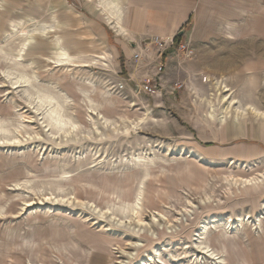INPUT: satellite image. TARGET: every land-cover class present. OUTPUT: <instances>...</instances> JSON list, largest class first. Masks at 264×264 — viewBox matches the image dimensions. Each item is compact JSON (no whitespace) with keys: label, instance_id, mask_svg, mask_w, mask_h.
I'll use <instances>...</instances> for the list:
<instances>
[{"label":"rangeland","instance_id":"1","mask_svg":"<svg viewBox=\"0 0 264 264\" xmlns=\"http://www.w3.org/2000/svg\"><path fill=\"white\" fill-rule=\"evenodd\" d=\"M75 1L0 0V264H264V186L225 180L264 173V119L236 117L249 105L264 113V71H244L264 59L239 61L240 71L233 58L203 59L194 34L182 40L195 56L180 55V68L153 51L143 73L130 74ZM64 53L73 62L58 66ZM160 62L168 83L140 100L136 84ZM22 74L30 84L13 88ZM43 92L68 122L57 134L45 117L52 106L33 100ZM232 122L242 124L229 137ZM243 163L258 166L245 172ZM136 191L142 224L123 215Z\"/></svg>","mask_w":264,"mask_h":264},{"label":"crops","instance_id":"2","mask_svg":"<svg viewBox=\"0 0 264 264\" xmlns=\"http://www.w3.org/2000/svg\"><path fill=\"white\" fill-rule=\"evenodd\" d=\"M77 1L79 4H76ZM74 5L82 6L80 13L88 22L91 34L106 46L115 65L130 74L142 69L141 65L146 60L143 51L145 44L158 38L174 39L172 47L165 51L163 57L164 61L172 63L173 68L176 64L179 68L184 64L179 62L181 54L175 45L183 37L189 39L194 34L196 40L192 39L191 45L203 59L209 58L206 56L208 54L210 58H233L238 71L242 64L239 61L250 59L247 62L253 64V60L263 62L264 59V0H76ZM227 9L230 13L226 14ZM198 21H201L199 35L196 32ZM216 22L217 25L221 24L222 34L220 27L211 26ZM212 31L217 32L213 35ZM230 45L235 48L233 51L229 50ZM134 52H142L144 58L139 62L134 61ZM174 60H178L177 63ZM244 71L259 73L264 71V67H248ZM162 79V86L168 83L166 75ZM137 96L140 100H147L142 93ZM240 124L232 122L225 125L228 126L229 137H232L235 125ZM236 161L239 160H232L231 163ZM245 166L246 170L243 169ZM255 166L258 165L243 163L241 170L249 172Z\"/></svg>","mask_w":264,"mask_h":264},{"label":"bare ground","instance_id":"3","mask_svg":"<svg viewBox=\"0 0 264 264\" xmlns=\"http://www.w3.org/2000/svg\"><path fill=\"white\" fill-rule=\"evenodd\" d=\"M64 52V51H63ZM99 58V57H98ZM103 60V57L101 56V58ZM106 59V57H105ZM6 60V59H5ZM11 60V59H10ZM9 60V61H10ZM7 61V60H6ZM96 61V60H95ZM73 62V58H71L67 53H64L61 55V57H59V59L57 60V62H55L58 66H64L66 64H72ZM75 62V61H74ZM106 62V61H105ZM11 63V62H10ZM74 64V63H73ZM96 64V63H95ZM104 64V63H103ZM104 66H108L106 64H104ZM8 72V71H7ZM6 72V73H7ZM10 72V71H9ZM8 72V73H9ZM7 73V75H8ZM13 76V74H12ZM29 75L27 74H22L18 79L17 81L14 80V82H12V86H14L13 88L17 89L21 86V84L24 82L26 84H30L29 83V80H30V77H28ZM7 77V76H6ZM10 77V74L9 76ZM11 80V79H10ZM28 86V85H26ZM38 93H40V91H38ZM27 96H28V100L30 98V100H32L33 98V95H31L30 93L27 92ZM227 98V97H226ZM37 99L38 100V103H37V106L40 107V108H43L45 106H52L50 107L49 110H47V114H46V120H47V123H48V128L50 127H55V129L57 130L56 134L60 131H62L66 124L68 123L67 120H65L66 118L64 117V115L62 114V106L59 104V102H57V99L55 97H52L50 96L49 94L43 92L42 95L38 96V97H35L33 100ZM233 101V100H232ZM231 101V103H232ZM92 106L89 107L93 113H97V111L99 110V107L96 105V103H94L92 100ZM54 103H56L54 105ZM234 103V101H233ZM232 103V104H233ZM231 104V105H232ZM213 108V106H212ZM229 108H230V104L228 106L225 107V110H224V113L225 114H229ZM247 110H252L254 111L255 114H258L257 116H259L260 118L263 117L264 119V113L262 111H260L258 108H255L253 105H249L247 107H238L236 108V112H237V115L236 117H239L240 114H243L244 112H246ZM213 111V110H212ZM246 114V113H245ZM93 116V115H92ZM210 116L211 118H214V115L212 114V112H210ZM104 120L106 119V122L104 123V125H108V123L110 122L109 119H107L105 116H103ZM91 118V117H90ZM93 118V117H92ZM93 120V119H92ZM103 120V122H104ZM70 121V120H69ZM94 121V120H93ZM144 121L141 119L140 122H136V123H133V129H137L138 127H140V125L143 123ZM71 123V122H70ZM94 124L97 125V122L94 121ZM67 127V126H66ZM78 127V124H71L70 125V128H69V131H75ZM68 130V129H67ZM3 131V133H8L7 131L5 130H1V132ZM69 131H66L67 133H69ZM77 131V130H76ZM130 132V129L128 128L126 133L125 134H129ZM1 134V133H0ZM65 134V133H64ZM71 134V133H70ZM9 135V134H8ZM72 135V134H71ZM124 135V134H123ZM4 136V135H3ZM3 136H0V137H3ZM6 137V136H5ZM4 137V138H5ZM8 137V136H7ZM6 137V138H7ZM18 138L16 137H13L11 139H7L9 140V143H13V141H16ZM103 138H101L102 140ZM4 140V139H3ZM138 162V165L137 166H142L141 165V161L140 159H137ZM237 162V161H236ZM235 164V162H233ZM145 167V165H143ZM225 180L228 182L229 185L231 186H243L244 188H259V187H262L264 186V173L261 172L260 173H253L249 176H246V177H242V176H236V175H232V176H225ZM139 202V196H138V192L136 191L135 194L133 195V198L131 200V202L129 203V205H131V214L129 216H127L125 213L123 214L124 215V218H128L129 220H136L137 223L139 224H142L145 220H144V213H143V210L144 209H141V205L138 203ZM190 202V201H188ZM192 203V202H190ZM145 211V210H144ZM115 214V213H114ZM153 217H154V220H158V215H156L154 212H153ZM239 221H244L243 218H238ZM171 222V221H170ZM168 221V223H170ZM121 223V222H120ZM142 264H148V263H143Z\"/></svg>","mask_w":264,"mask_h":264},{"label":"built area","instance_id":"4","mask_svg":"<svg viewBox=\"0 0 264 264\" xmlns=\"http://www.w3.org/2000/svg\"><path fill=\"white\" fill-rule=\"evenodd\" d=\"M174 43V39H154L149 43H146L143 47V51L145 52V58L148 60H152L154 52L155 57L158 59H162L165 51L172 47ZM176 50L186 59H192L195 56L194 50L191 48V45L186 40H180L176 45ZM144 58L142 52H134L133 60L136 62L141 61ZM152 63V62H151ZM150 63V64H151ZM166 63L160 62L154 68L152 72H148L142 74L141 84H136L135 89L138 93H145L148 95H157L159 93L158 86L161 87L162 75L166 71ZM116 90L121 93L126 89V85L123 82H119L116 84Z\"/></svg>","mask_w":264,"mask_h":264},{"label":"water","instance_id":"5","mask_svg":"<svg viewBox=\"0 0 264 264\" xmlns=\"http://www.w3.org/2000/svg\"><path fill=\"white\" fill-rule=\"evenodd\" d=\"M182 34H183V33L181 32L180 36H182Z\"/></svg>","mask_w":264,"mask_h":264}]
</instances>
